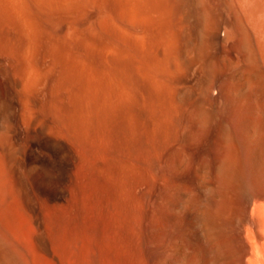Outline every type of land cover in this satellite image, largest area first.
<instances>
[{"label": "bare ground", "instance_id": "obj_1", "mask_svg": "<svg viewBox=\"0 0 264 264\" xmlns=\"http://www.w3.org/2000/svg\"><path fill=\"white\" fill-rule=\"evenodd\" d=\"M182 236L264 264V0H0V264Z\"/></svg>", "mask_w": 264, "mask_h": 264}, {"label": "rangeland", "instance_id": "obj_2", "mask_svg": "<svg viewBox=\"0 0 264 264\" xmlns=\"http://www.w3.org/2000/svg\"><path fill=\"white\" fill-rule=\"evenodd\" d=\"M196 188V187H195ZM165 209V208H164ZM163 209V213L165 212V210ZM188 216H183V217H180L179 219H182L183 221H184V223L183 224H185L184 226H190L191 225V219L190 218H187ZM189 219V220H188ZM190 223V224H189ZM157 224L158 225H160L161 226V228H162V234L164 235H166V236H159L158 238H157V240H158V242H157V244H158V246L160 245V247L162 246V247H166V244L168 245V243H170V236H169V233L168 232H166V225H165V223H164V221L162 222V220L160 221V222H157ZM164 231H165V233H164ZM199 232H200V234L202 235V231H200L199 230ZM164 237H165V239H164ZM189 238H185V236H182L181 238H180V242H182L181 244L183 245V247H185V250H186V255H185V257H183L182 255H180V254H178L177 252H175L174 253V251L172 250V252L170 251V250H166V251H164V252H161L160 253V256H161V258H163L168 264H190L191 262H193L194 260H195V258H197V259H199V257H201V255H202V251H206V252H208L209 253V256H211L212 254H213V251H214V248H212L213 246H212V244L210 243V242H208L206 239H204V240H202V242H201V240H199L201 243H199V241L197 240V242H196V240H195V242L192 240V243H194L193 245H192V243H191V239L190 240H188ZM162 241V242H161ZM164 241V242H163ZM169 241V242H168ZM189 241V242H188ZM187 242V243H186ZM163 243V244H162ZM196 243H197V245H196ZM210 243V244H209ZM199 244H200V246H199ZM203 245L205 246V248L203 247ZM195 246H197V247H195ZM211 247V248H210ZM201 248H204V249H202L201 250ZM197 249V250H196ZM208 249V250H207ZM193 250V251H192ZM190 253H189V252ZM195 253V254H193V253ZM201 255H200V254ZM204 253V252H203ZM211 253V254H210ZM188 254H189V256H188ZM194 255H196L195 256V258H194ZM188 256V257H187ZM199 256V257H198ZM193 258V259H192ZM168 259V260H167ZM184 259H186V260H184ZM183 260H184V262L185 263H183ZM191 260V261H190ZM170 262V263H169ZM190 262V263H189Z\"/></svg>", "mask_w": 264, "mask_h": 264}]
</instances>
